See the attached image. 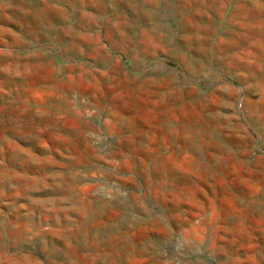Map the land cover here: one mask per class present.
I'll return each mask as SVG.
<instances>
[{
    "label": "rangeland",
    "instance_id": "rangeland-1",
    "mask_svg": "<svg viewBox=\"0 0 264 264\" xmlns=\"http://www.w3.org/2000/svg\"><path fill=\"white\" fill-rule=\"evenodd\" d=\"M0 264H264V0H0Z\"/></svg>",
    "mask_w": 264,
    "mask_h": 264
},
{
    "label": "bare ground",
    "instance_id": "bare-ground-1",
    "mask_svg": "<svg viewBox=\"0 0 264 264\" xmlns=\"http://www.w3.org/2000/svg\"><path fill=\"white\" fill-rule=\"evenodd\" d=\"M128 241V240H127ZM123 244V243H122Z\"/></svg>",
    "mask_w": 264,
    "mask_h": 264
}]
</instances>
